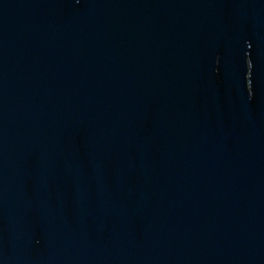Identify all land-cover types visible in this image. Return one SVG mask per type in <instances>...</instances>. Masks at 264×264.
Here are the masks:
<instances>
[{
    "label": "water",
    "instance_id": "95a60500",
    "mask_svg": "<svg viewBox=\"0 0 264 264\" xmlns=\"http://www.w3.org/2000/svg\"><path fill=\"white\" fill-rule=\"evenodd\" d=\"M0 264H264V0H0Z\"/></svg>",
    "mask_w": 264,
    "mask_h": 264
}]
</instances>
